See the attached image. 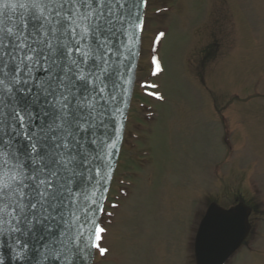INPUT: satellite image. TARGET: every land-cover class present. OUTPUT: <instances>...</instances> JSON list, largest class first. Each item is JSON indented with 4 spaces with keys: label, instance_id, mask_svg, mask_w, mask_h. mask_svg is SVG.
<instances>
[{
    "label": "snow or ice",
    "instance_id": "obj_1",
    "mask_svg": "<svg viewBox=\"0 0 264 264\" xmlns=\"http://www.w3.org/2000/svg\"><path fill=\"white\" fill-rule=\"evenodd\" d=\"M146 2L0 0V264H91L107 251L96 215ZM236 227L235 211H207L204 264Z\"/></svg>",
    "mask_w": 264,
    "mask_h": 264
},
{
    "label": "rangeland",
    "instance_id": "obj_2",
    "mask_svg": "<svg viewBox=\"0 0 264 264\" xmlns=\"http://www.w3.org/2000/svg\"><path fill=\"white\" fill-rule=\"evenodd\" d=\"M153 56L162 68L154 80ZM139 81L138 100L163 99L151 103V123L138 119L148 118L144 104H131L126 131L136 120L137 146L125 137L113 182L133 172L129 197L94 264H194L209 201L264 202V0H147ZM249 218L255 229L231 264H264V215Z\"/></svg>",
    "mask_w": 264,
    "mask_h": 264
},
{
    "label": "water",
    "instance_id": "obj_3",
    "mask_svg": "<svg viewBox=\"0 0 264 264\" xmlns=\"http://www.w3.org/2000/svg\"><path fill=\"white\" fill-rule=\"evenodd\" d=\"M137 35L140 37V32L137 33ZM138 46H139V42L136 45V53L138 54ZM137 54L132 58V63H131V71L129 73V79L131 80V83H127L125 84V90L123 92V97H122V102H121V108L123 110V115L122 116H118L117 117V124L119 126L120 123L124 124V117H125V113H126V108L128 106V101H129V97L132 91V84H133V79H134V70H135V65H136V59H137ZM123 129V127H122ZM122 129L119 132V136L120 139L119 141H117V146L116 148L113 150V156L111 158V168L108 171V177L110 178L111 174H112V170L115 164V160H116V156L119 150V146H120V140H121V133H122ZM109 178L106 182L107 186H108V182H109ZM106 191L103 193V198L105 196ZM103 198L101 199V203L103 201ZM218 208L221 211H226V212H233L235 211L236 214V218H237V227L235 229L233 238L231 239V241L228 243V245L226 247H224L222 250H220L215 256H214V264H221V262L225 259V257L235 248H237L239 246V244L241 243V241L243 240V238L247 235L248 230H249V224L247 221L248 215L250 213V209L243 203H238L228 209H224L214 203L210 204L207 211L209 209L212 208ZM98 214L96 215V218L98 219ZM207 215V212L205 214V216ZM203 223V219L202 222ZM200 223V224H201ZM199 236V230L197 233V237ZM196 237V238H197ZM195 256H196V264H204V260L201 257V253L199 250V246H197L196 244V240H195Z\"/></svg>",
    "mask_w": 264,
    "mask_h": 264
}]
</instances>
